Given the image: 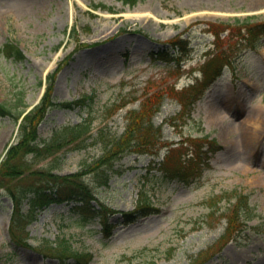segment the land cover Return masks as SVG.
<instances>
[{
	"label": "rangeland",
	"instance_id": "374dc122",
	"mask_svg": "<svg viewBox=\"0 0 264 264\" xmlns=\"http://www.w3.org/2000/svg\"><path fill=\"white\" fill-rule=\"evenodd\" d=\"M247 16L264 21V0H0V103L14 113L29 109L47 73L56 70L57 101L91 98L81 107L49 109L39 139L92 116L85 141L81 135L29 169L77 173L72 179L86 183L91 195L49 203L15 240L9 233L12 201L0 188V264H59L47 245L61 236L91 254L88 264H264V36L253 46L250 36L219 32L223 22ZM176 37L182 41L174 49L168 41ZM6 43L22 58L2 51ZM210 54H221L222 72L209 80L192 117L172 124L180 109L177 91L215 65L204 62ZM157 93L162 101L153 123L162 125L163 141L200 134L203 127L222 148L186 182L160 175L167 146L157 154L128 148L111 161L106 185L99 184L93 176L102 153L94 143L98 130L120 135L125 112ZM17 131L13 117L0 116V160ZM26 173L12 181L16 189L38 183ZM238 192L249 195L261 216L235 240L226 230V209ZM147 199L155 211L124 222L123 212ZM85 200L103 206L110 228H102L101 217L73 208ZM21 205L26 208L25 200Z\"/></svg>",
	"mask_w": 264,
	"mask_h": 264
},
{
	"label": "trees",
	"instance_id": "16d2710c",
	"mask_svg": "<svg viewBox=\"0 0 264 264\" xmlns=\"http://www.w3.org/2000/svg\"><path fill=\"white\" fill-rule=\"evenodd\" d=\"M121 1L132 5L137 0ZM99 5L103 6V8L111 9L110 6ZM207 24L210 26L214 23L208 22ZM222 24L224 27L219 32L229 29L230 31H235L243 39L250 36L254 44L261 36H264V21H256L252 16H247L243 20L236 18L232 23L223 22ZM209 28L215 33L213 26ZM216 35L218 38L219 33L217 32ZM180 41L182 39L176 37L169 40V44L171 47L178 48L180 47ZM2 51L15 58H22L23 56L22 52L10 43H6ZM163 59L169 61L171 57H163ZM211 62L215 65L204 70L201 79L177 91L176 99L180 109L177 114L170 118L172 124L176 125L179 118L192 117L191 113L195 101L201 96L209 80L216 76L224 65L221 54H214L205 63ZM55 76L56 70L47 74L43 95L38 103L21 117L18 122L17 140L8 145L0 160V188L6 190L13 204L9 233L15 240H18L17 233L24 232L26 226L34 220L37 212L50 202L70 200L75 195H91V190L86 183L77 182L76 178L72 179L77 173L60 175L53 173V168L29 170L33 162L55 154L64 145L80 138L81 135L84 136L83 140L85 141L86 134L90 130L92 116L88 113V117L84 118L81 123L65 125L60 131L55 130L48 140L41 141L39 139L38 125L49 109L53 107H81L85 105L86 99L91 98L89 95H83L80 99L72 101H56L52 96ZM161 101L162 94L157 93L143 98L137 109H128L124 115L126 125L120 135H110V133L103 132L102 129L98 130V136L94 143L101 145L102 153L94 161L96 172L94 171L93 176L96 182L106 185L110 176L109 173L112 171L111 161L128 148H130V151L137 153H154L161 146H167V151L163 155L159 169L161 176L168 179L185 180L186 177L193 175L201 166H208L210 155L221 148L216 139L200 127L201 133L199 135L191 133L183 135L180 133L176 141H163L161 139L162 125L155 126L153 123V116L158 110ZM23 112L24 110L14 113L10 107L0 103V116H11L15 121H18ZM26 171L28 172L26 173ZM25 173L34 175L38 183L32 187L16 189L12 181L23 174L25 175ZM24 200L26 208L23 209L21 203ZM247 200L248 194L239 192L236 195L235 202L226 209L228 211L226 213V230L228 232H233L235 235L240 233L242 231L240 229L241 225H245L247 220L258 215L253 210V207L249 206ZM88 202L86 200L82 205H74L73 208L81 207L79 210H87L92 214L91 218L99 215L103 228L112 226L104 215L103 206L100 205L99 208H95ZM153 211L155 209L150 200L140 201L139 206L135 207L133 211L123 212L124 220L131 221L134 213L138 216L149 214ZM90 217H87V219H90ZM83 220L85 221L86 217ZM47 249L50 251L48 255L57 259L59 264H88L91 258L89 252L75 250L69 239L63 236L53 241H48Z\"/></svg>",
	"mask_w": 264,
	"mask_h": 264
},
{
	"label": "bare ground",
	"instance_id": "6f19581e",
	"mask_svg": "<svg viewBox=\"0 0 264 264\" xmlns=\"http://www.w3.org/2000/svg\"><path fill=\"white\" fill-rule=\"evenodd\" d=\"M24 2H26L27 0H23ZM253 125H256V123H253ZM253 128L255 129L256 128V126H253ZM260 177H258V179H259ZM257 178H256V180H258Z\"/></svg>",
	"mask_w": 264,
	"mask_h": 264
}]
</instances>
